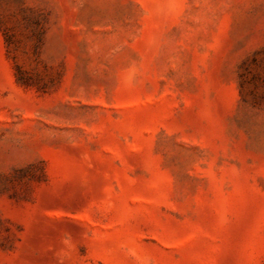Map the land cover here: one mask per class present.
I'll use <instances>...</instances> for the list:
<instances>
[{
    "label": "rangeland",
    "instance_id": "1",
    "mask_svg": "<svg viewBox=\"0 0 264 264\" xmlns=\"http://www.w3.org/2000/svg\"><path fill=\"white\" fill-rule=\"evenodd\" d=\"M0 264H264V0H0Z\"/></svg>",
    "mask_w": 264,
    "mask_h": 264
}]
</instances>
